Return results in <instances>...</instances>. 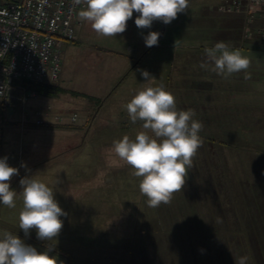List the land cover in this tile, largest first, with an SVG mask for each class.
<instances>
[{"label": "rangeland", "instance_id": "rangeland-1", "mask_svg": "<svg viewBox=\"0 0 264 264\" xmlns=\"http://www.w3.org/2000/svg\"><path fill=\"white\" fill-rule=\"evenodd\" d=\"M223 1L189 0V8L172 21L174 32L160 27L153 47H147L143 37L155 31L156 21L151 28L139 29L134 12L124 33L103 37L79 19L83 5L78 7L75 36L60 46L59 76L50 82L54 90L39 92L24 82L0 102V158L7 157L9 166L19 170L10 180L17 192L16 207L0 203V234L6 230L26 245H54L65 251L56 240L38 239L35 229L28 235L19 229L20 180L32 177L52 188L66 213L60 217L61 240L84 229L88 246H97L74 252L83 256L76 264H238L240 257H247V264H264V120L236 129L233 110L218 108L219 92H207L206 101L202 68L188 64L191 51L202 48L201 41L194 44L189 36L202 37L204 30H188L187 22L202 26L208 7L239 14L219 11ZM249 11L259 12L253 7ZM172 40L173 45L166 44ZM139 70L148 71L155 78L151 86L163 84L178 109L194 110V119L203 124V143L184 188L157 208L148 206L139 190L140 178L112 151L114 140L124 135L134 139L143 130L124 108L137 91L149 86ZM204 78L213 83L211 76ZM31 165L34 168H26ZM48 165L64 167L51 175L58 179L53 187L45 171ZM65 179L74 182L62 187ZM72 213H77L76 220L67 219ZM169 241L171 254L165 244ZM51 251L68 261L73 256ZM64 256L57 257L62 264L67 262Z\"/></svg>", "mask_w": 264, "mask_h": 264}, {"label": "clouds", "instance_id": "clouds-1", "mask_svg": "<svg viewBox=\"0 0 264 264\" xmlns=\"http://www.w3.org/2000/svg\"><path fill=\"white\" fill-rule=\"evenodd\" d=\"M83 5L78 12L82 22L89 23L99 36L116 37L125 32L127 22L133 17L139 29L151 28L154 21L170 24L178 14L189 8V0H73ZM161 33L150 31L143 37L147 47L157 46ZM205 55L211 63V71L227 79L235 73L244 72L250 59L240 49H232L223 41L206 48ZM207 69V64H201ZM149 86L137 91L124 105L130 121L141 122L142 131L134 139L124 135L113 141L112 151L140 178L139 190L147 197L149 207L168 204L173 194L184 188L193 158L202 146L199 135L202 122L194 119L192 109H178L175 96L163 84L151 86L155 79L146 70H139ZM8 158H0V203L15 208L17 192L10 180L19 170L9 166ZM23 166V165H22ZM22 186V210L19 213V229L26 235L35 229L37 238L52 241L62 230L66 215L54 198L52 188L32 177L20 180ZM51 248L37 251L26 245L17 235L4 231L0 234V264H62L56 256L49 254ZM247 257H240L238 264H247Z\"/></svg>", "mask_w": 264, "mask_h": 264}, {"label": "built area", "instance_id": "built-area-1", "mask_svg": "<svg viewBox=\"0 0 264 264\" xmlns=\"http://www.w3.org/2000/svg\"><path fill=\"white\" fill-rule=\"evenodd\" d=\"M80 5L73 0H0V102L6 101L21 80L54 81L59 76L60 46L75 36ZM261 15L255 27L264 41V0H225L219 11Z\"/></svg>", "mask_w": 264, "mask_h": 264}, {"label": "crops", "instance_id": "crops-1", "mask_svg": "<svg viewBox=\"0 0 264 264\" xmlns=\"http://www.w3.org/2000/svg\"><path fill=\"white\" fill-rule=\"evenodd\" d=\"M218 1V0H217ZM215 7H208L203 12V24L202 26L199 25L200 23L196 22H187L188 30L192 29H203L204 32L202 33V37L198 36V38L189 36L190 41L194 44H198L199 41L202 45V48L194 49L188 55V64L191 65H199L201 67L202 64H207L208 68H202L199 71L202 74V89L205 92V99L206 101H210L207 99V92H219V107L218 108H225V109H232V113H230L234 120V125L237 128H241L242 125L248 124V126H252V124L259 122V120H264V43L259 39V37L254 32V28L261 23V15L257 11L250 12V15H226L217 13L214 9ZM209 10V11H208ZM206 17V20H205ZM211 18V21H209ZM165 25L160 21H156L154 25V30L158 31L160 27ZM167 27L166 31L170 30L171 33L174 32L175 25L173 22L170 24L165 25ZM183 27V26H182ZM184 31V30H183ZM201 40H197L200 39ZM189 41V42H190ZM223 41L229 45L232 49H240L242 54L248 57L251 61L250 67L247 69V72L250 73V78L245 79V73L239 72L235 73L232 76L228 77L227 79L223 78L222 76L217 75L216 73L212 72L210 69L212 67L211 63L208 61L205 55V49L214 47L217 42ZM183 42V40H182ZM166 44L173 45V40L171 42H166ZM145 50V48H144ZM143 50V51H144ZM193 71L190 74L193 75ZM199 74L198 71L194 73V75ZM200 75V74H199ZM210 77L213 80H207L204 77ZM214 78V79H213ZM217 78V79H216ZM189 84V83H188ZM231 87H228L230 86ZM230 88V89H229ZM232 90L234 93H231L230 96L227 95L226 91ZM225 93V94H224ZM209 98V97H208ZM228 102L229 104H225L224 102ZM206 107L208 104H204ZM216 105H214L215 107ZM261 109V111H260ZM228 111H226L225 115ZM229 114V115H230ZM222 115V114H221ZM230 115V116H231ZM261 117V118H260ZM256 121V122H254ZM251 129V128H250ZM65 151V150H64ZM63 152V151H62ZM30 167L34 168V165L27 166L26 168L29 169ZM63 166L58 165H48L45 169L46 173H48L47 179L49 185L53 187L57 184L58 179H52V174L56 171L60 173L62 171ZM53 168V169H52ZM64 168V167H63ZM56 174L55 176H57ZM66 178V176H63ZM63 183L62 187L68 186L74 182V180H61ZM53 185V186H52ZM73 203V200H71ZM162 212V210H160ZM77 213L70 214L69 220L75 219ZM161 217V216H160ZM76 220V219H75ZM82 229V228H80ZM86 230L82 229L80 231L76 230L75 237H69L67 240H61V236L58 235L54 240L62 246H64V250L67 252L72 253V258L69 259L60 253L55 251H50L49 254L53 253L56 257L64 256L66 258V264H76L75 261H78L83 257L82 255H75L74 252H90L92 247H97L89 244V240H84L86 238L84 233ZM62 235V234H61ZM83 237V239H82ZM54 240H52L54 242ZM157 244L155 246L156 250ZM171 249V244L169 245ZM38 251L40 250H47L43 247V245H36L34 246ZM45 249V250H44ZM160 249V247H159ZM93 251V248H92ZM171 252V250H169ZM75 255V256H74ZM74 258V260H73ZM73 260V262H72ZM96 261V260H95ZM98 264L99 261L97 260ZM109 263V262H107ZM78 264V263H77ZM83 264V263H82ZM85 264H89L88 261ZM92 264V263H91Z\"/></svg>", "mask_w": 264, "mask_h": 264}, {"label": "trees", "instance_id": "trees-1", "mask_svg": "<svg viewBox=\"0 0 264 264\" xmlns=\"http://www.w3.org/2000/svg\"><path fill=\"white\" fill-rule=\"evenodd\" d=\"M24 82H26L27 85L30 84L29 87H32L33 89H35V90H37L39 92H48L49 93V91H52L55 88L54 85L52 83H50L52 81H41V82L37 83L36 81H32V80H26V79L21 80V83H24ZM165 244L168 245V247H167L168 251L171 250L170 246H169L171 244V241L165 242ZM48 246H50L54 250H58V251H61V252L65 253V251H63L62 249H60V248H58V247H56L54 245H48ZM169 253L171 254V252H169Z\"/></svg>", "mask_w": 264, "mask_h": 264}]
</instances>
